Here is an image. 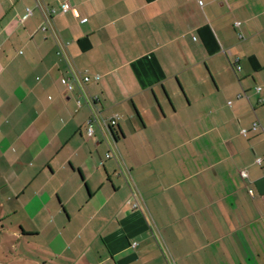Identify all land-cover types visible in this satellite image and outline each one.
<instances>
[{"label":"crops","instance_id":"obj_1","mask_svg":"<svg viewBox=\"0 0 264 264\" xmlns=\"http://www.w3.org/2000/svg\"><path fill=\"white\" fill-rule=\"evenodd\" d=\"M259 158L264 0H0V264H264Z\"/></svg>","mask_w":264,"mask_h":264},{"label":"built area","instance_id":"obj_2","mask_svg":"<svg viewBox=\"0 0 264 264\" xmlns=\"http://www.w3.org/2000/svg\"><path fill=\"white\" fill-rule=\"evenodd\" d=\"M70 10H71V7H70L69 4H64V5L62 6V11H63V12H68V11H70ZM30 15H31V12L29 11V12H28V16H30ZM28 16H27V17H28ZM75 16L78 17V14L75 13ZM235 25L238 27V26H240V23L237 22ZM238 69H240V67H238ZM89 81H90V78H89V77H84V78L82 79L83 84H86V83H88ZM61 83H62V85H63V87H64V89H65V93H66V94L71 93V92L74 90L73 85L70 83V81H69L67 78H63L62 81H61ZM256 90H257V91H260L261 88H257ZM98 102H99L98 98H95V99H92V100H91V103H92L93 105L98 104ZM78 103H79V105H80V102H78ZM119 120H120V117H119V116H114V117H112L111 120H110V124H109L110 128H112V129H113V128H116L117 125H118ZM92 123H93V121H90L89 124H88V128H87V134H88V137H89V138H92V137L94 136V127H93V124H92ZM258 128H259L258 123H255V124L253 125V128H252V129H253L254 131H257ZM241 133H242V135L245 136V137L248 136V131H247V130H243ZM111 157H112L111 154H109V155L107 156V158H111ZM263 162H264V159H263V158H259V159L256 160V163H257L258 165H261ZM125 175L127 176V173H126V172H125ZM242 177H243V178H247V177H248V174H247L246 172H243V173H242ZM133 197H134L133 208H134V209H140L141 206H140L139 199H138V194H137L136 191H133ZM135 247H136V245H135Z\"/></svg>","mask_w":264,"mask_h":264}]
</instances>
